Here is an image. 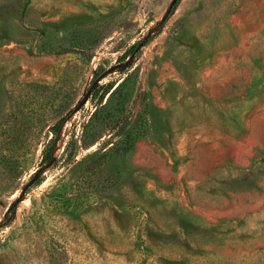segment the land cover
I'll list each match as a JSON object with an SVG mask.
<instances>
[{"label":"rangeland","instance_id":"obj_1","mask_svg":"<svg viewBox=\"0 0 264 264\" xmlns=\"http://www.w3.org/2000/svg\"><path fill=\"white\" fill-rule=\"evenodd\" d=\"M0 0V264H264V0Z\"/></svg>","mask_w":264,"mask_h":264},{"label":"water","instance_id":"obj_2","mask_svg":"<svg viewBox=\"0 0 264 264\" xmlns=\"http://www.w3.org/2000/svg\"><path fill=\"white\" fill-rule=\"evenodd\" d=\"M176 1H177V0H171V3H170V5H169V9L172 8V6L176 3Z\"/></svg>","mask_w":264,"mask_h":264}]
</instances>
